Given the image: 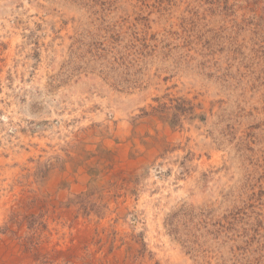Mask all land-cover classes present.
<instances>
[{
	"label": "rangeland",
	"instance_id": "374dc122",
	"mask_svg": "<svg viewBox=\"0 0 264 264\" xmlns=\"http://www.w3.org/2000/svg\"><path fill=\"white\" fill-rule=\"evenodd\" d=\"M0 264H264V0H0Z\"/></svg>",
	"mask_w": 264,
	"mask_h": 264
}]
</instances>
